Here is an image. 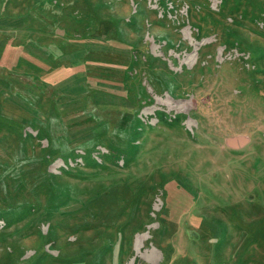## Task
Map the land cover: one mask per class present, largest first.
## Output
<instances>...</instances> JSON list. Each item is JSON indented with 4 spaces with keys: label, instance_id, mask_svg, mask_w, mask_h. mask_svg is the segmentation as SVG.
<instances>
[{
    "label": "rangeland",
    "instance_id": "rangeland-1",
    "mask_svg": "<svg viewBox=\"0 0 264 264\" xmlns=\"http://www.w3.org/2000/svg\"><path fill=\"white\" fill-rule=\"evenodd\" d=\"M0 264H264V0H0Z\"/></svg>",
    "mask_w": 264,
    "mask_h": 264
},
{
    "label": "water",
    "instance_id": "water-1",
    "mask_svg": "<svg viewBox=\"0 0 264 264\" xmlns=\"http://www.w3.org/2000/svg\"><path fill=\"white\" fill-rule=\"evenodd\" d=\"M237 141H239V143H240V146H244L245 145V143H247V140L245 139V138H240V139H236V140H230L229 141V145L231 146V147H233V148H237L238 147V143H237Z\"/></svg>",
    "mask_w": 264,
    "mask_h": 264
}]
</instances>
